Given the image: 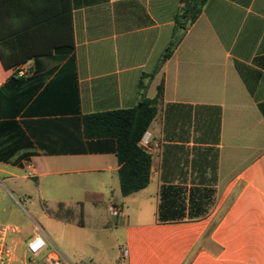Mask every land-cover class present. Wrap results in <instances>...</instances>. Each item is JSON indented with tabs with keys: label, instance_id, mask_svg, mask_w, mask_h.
<instances>
[{
	"label": "crops",
	"instance_id": "crops-1",
	"mask_svg": "<svg viewBox=\"0 0 264 264\" xmlns=\"http://www.w3.org/2000/svg\"><path fill=\"white\" fill-rule=\"evenodd\" d=\"M0 4V53L23 62L0 56V173H24L14 191L36 195L51 228L17 240L13 264H46L26 249L37 227L64 264L84 263L58 230L121 233L115 264H264V0H207L179 37L180 0ZM141 83L148 98L163 85L140 141L150 182L123 196L116 141L87 139L83 116L139 106Z\"/></svg>",
	"mask_w": 264,
	"mask_h": 264
},
{
	"label": "trees",
	"instance_id": "trees-1",
	"mask_svg": "<svg viewBox=\"0 0 264 264\" xmlns=\"http://www.w3.org/2000/svg\"><path fill=\"white\" fill-rule=\"evenodd\" d=\"M181 7L176 15L178 28H189L202 13L207 0H180ZM0 4V8H1ZM1 11V10H0ZM10 31L0 30V42H6L11 36ZM180 38L174 35L158 63V67L167 60ZM3 64L6 68H12L22 64V61H8L2 54ZM155 74H150L153 77ZM18 73L14 72L13 77ZM146 87L140 84V106L122 108L104 112H95L83 116V131L87 139L114 138L116 141V155L120 164L119 178L120 189L123 196H127L148 186L152 167V154L148 152L140 141L158 113V104L163 97V85L158 87V93L154 98L146 96ZM86 200L101 201L102 195L95 192H87Z\"/></svg>",
	"mask_w": 264,
	"mask_h": 264
},
{
	"label": "rangeland",
	"instance_id": "rangeland-1",
	"mask_svg": "<svg viewBox=\"0 0 264 264\" xmlns=\"http://www.w3.org/2000/svg\"><path fill=\"white\" fill-rule=\"evenodd\" d=\"M23 174L19 170H13L11 176L0 173V179H4V185L0 184V223H11L16 226L18 230L16 240L31 233L32 226L36 224L51 231L46 222V207L40 199L35 195L34 200L25 202L14 191L15 187L24 184ZM34 182H36V178L31 179V183ZM55 215L63 216L60 212H56ZM116 235L119 237V241L116 240ZM116 235L111 232L101 234L85 232L81 236L68 237L60 230L54 232L57 247L69 252L76 262L84 264H115L119 262V244L122 243L123 235L121 233ZM19 250L22 251V249ZM194 254L195 251L191 254L190 260Z\"/></svg>",
	"mask_w": 264,
	"mask_h": 264
},
{
	"label": "built area",
	"instance_id": "built-area-1",
	"mask_svg": "<svg viewBox=\"0 0 264 264\" xmlns=\"http://www.w3.org/2000/svg\"><path fill=\"white\" fill-rule=\"evenodd\" d=\"M145 138L143 139V142ZM1 182V181H0ZM110 214L119 216L121 207L112 205L109 208ZM18 230L11 223H0V264H13L16 258L15 244ZM26 249L31 258L43 256L46 264H64L57 250H49L48 243L41 234L39 227L36 233L26 242Z\"/></svg>",
	"mask_w": 264,
	"mask_h": 264
},
{
	"label": "water",
	"instance_id": "water-1",
	"mask_svg": "<svg viewBox=\"0 0 264 264\" xmlns=\"http://www.w3.org/2000/svg\"><path fill=\"white\" fill-rule=\"evenodd\" d=\"M184 31H185V28H181V29H180V32H179V34H178V37H179L181 34H183ZM139 106H140V105H139Z\"/></svg>",
	"mask_w": 264,
	"mask_h": 264
}]
</instances>
